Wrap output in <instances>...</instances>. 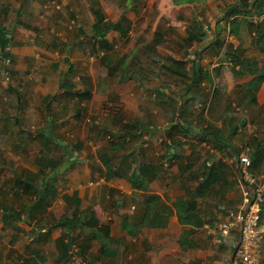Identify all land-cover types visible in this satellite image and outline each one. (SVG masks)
<instances>
[{"label": "crops", "instance_id": "1", "mask_svg": "<svg viewBox=\"0 0 264 264\" xmlns=\"http://www.w3.org/2000/svg\"><path fill=\"white\" fill-rule=\"evenodd\" d=\"M233 1L229 2L233 3ZM131 2L132 0H129V4L127 3V9L131 10ZM137 2L139 0H134V3ZM190 4L193 5V2L177 0L175 6ZM218 4L219 2L216 3ZM76 5V0H0V28L9 38L5 50L2 49L0 39V222L3 221L0 223V228L6 233L14 228L18 234H21L15 253L13 252L17 264H32L28 260L30 258H34L37 264H77L68 256L71 247L76 245L81 248L80 243L88 242L87 238L91 235L89 229L78 227L73 232L72 239H69V252L65 253L64 249L61 250L57 240L62 234V229L53 226L56 220L50 225H44L45 227L37 228L36 225L39 219L36 214L39 213L40 208H36L38 198L34 185L37 179H40L37 176L39 170L27 164L23 166V170H16L10 165L12 161H16L11 159L16 157L14 152L22 150L28 137L32 136L31 130H28L27 134L23 132L22 126L25 128L26 120L24 123L22 121L20 126L19 114L22 118L21 111L28 112L34 105L31 98L35 93L25 86L26 82L21 88L14 86L10 77L12 74L6 73L10 72V68L16 67L14 65L12 68V63L16 62L18 56L23 58L34 53L32 48L36 44L24 36L23 27L33 28L32 22L36 20L43 23L46 21L48 24L50 21H60V15L70 13L75 15ZM91 11L92 20L94 19L91 24L92 39L96 38L93 25L100 20L103 23H114L113 27L110 25L111 28L106 34V38L114 46L116 44L111 39V32L120 34V37L124 39L132 35L135 15H128L124 10L120 19L113 21L107 11L93 0ZM195 20L194 24L185 22L188 28L187 36L172 46L176 55H158L157 58L156 50L158 51V44L164 40V36L160 31H156L154 38L156 50L151 54L150 61L158 62L160 66L156 72L148 68L149 72L156 75L154 78L150 77L148 85L129 75V81L121 84L122 90L120 88L115 90L117 97L120 94L128 95L130 99L128 103L126 100L123 103L124 110L128 113V117L124 116L123 122L142 121L148 128L142 141L147 145L149 142L147 139L150 138V141L154 142L153 145L158 147V160L155 157L151 161L158 162L160 169L150 183L149 190L136 188L129 178L118 175L107 179L105 176L107 167L99 157L105 143L89 133V142L85 143L83 139L77 142L83 143L79 150L76 148L77 143L75 144L77 152L70 161L72 168L60 170L58 177L54 179L58 188L55 202L65 206L68 211L66 195L77 192L82 204L86 205L82 207V210L97 218L99 224H109L111 234L116 238L119 235L113 232L112 220L121 222L123 230L128 232L132 228L130 225L134 223L154 231L158 230L160 237L156 244H158V254L161 259L159 264H239V248L235 259L234 253L241 241V231L234 229L230 234L222 235L218 224L226 218H235L242 213L244 209L243 181L239 156L242 153H249L254 158L253 150L258 147L260 140L264 139V79L258 85L256 84L254 89L249 90L252 79L261 73L259 69L264 64V58L261 59L260 65L258 63L253 66L243 65V67L237 65L234 68L233 61L228 55H218L217 47L221 44L217 45L215 41L218 32H223L219 24L214 27L213 32L216 34L212 41L209 38L210 31L198 29L196 25L199 22L198 18ZM54 38H56L52 41L54 47L60 48L67 45L65 42L62 44L59 37ZM138 39L144 41L143 38ZM199 42L203 45L202 50L198 47ZM242 45L246 49L247 46L249 47L247 52L252 51L251 43ZM72 46L76 44L73 43L67 48ZM255 48L257 49V46ZM212 52L215 55L211 54ZM247 56L245 58L253 57L249 53ZM122 63L116 69L110 70V74H114L111 76L115 83L119 80V75L115 74L129 69ZM68 66L71 70L69 73L65 71L67 76L72 73L73 63L70 62ZM1 74L4 75L3 78ZM138 75L144 76L145 73L139 71ZM63 78L61 84H63ZM5 79L10 80L8 82L11 84H7ZM66 81L68 82V77ZM61 96L69 98L61 92L60 96L52 94L44 103L47 110L56 113L62 121L64 119L61 118V110L63 109L59 101ZM53 98L54 102H52ZM147 104L151 105L153 112L158 114V119L161 118L158 123L163 124L162 121L167 120L165 125L163 124L164 127L159 128L158 143L156 133H152L153 130H151L154 128L152 123L154 119L146 116ZM77 113L79 114V111ZM161 113L164 118L161 117ZM112 118L115 119L116 116L113 115ZM178 123L184 126L183 130L174 128ZM48 126L51 130L52 123ZM41 128L36 130L35 136ZM43 130L46 129L43 128ZM53 141L52 146L57 142L55 139ZM145 145L137 150L140 161L143 160L139 164H134L137 173L141 163L150 162V159H143V157L147 158ZM7 148L13 149L14 152L7 151ZM169 150L173 155L168 154ZM7 160L10 163L6 162ZM7 165L10 171L5 173L2 169ZM254 165L253 163L251 171L258 177L264 175V160L261 164ZM209 168L212 170H208ZM24 180L32 182V186ZM44 182H46L45 179L37 185L42 188ZM152 194L158 195L162 202L160 208L163 209L162 221L165 224L158 227L147 225L148 221L144 219L146 206ZM18 199L22 200V204L29 202V206L36 205L34 215H26L27 219L12 216L11 211L17 210L16 203L20 202ZM67 211L65 213H68ZM260 215V226L264 230V205L261 207ZM102 218L107 221L103 222ZM17 232L14 233L17 234ZM132 232L137 235L135 230ZM152 233L151 237L146 233L141 239L139 248H142V241H146V244L150 243V246L153 245ZM24 236L28 239L27 243L24 242ZM118 243L117 256L106 257L101 253V243L94 240L92 247L82 253L83 262L78 264H86V258L96 259V264H101L104 259L115 264L116 260L120 259V255L124 254L121 241ZM19 244L24 246L25 250L19 249L21 247ZM44 245L50 246V249ZM2 249L0 250V255L4 258L2 264H7L8 249L4 248V253ZM258 256L261 264H264V242ZM134 262L137 263L136 260ZM134 262L126 261L125 263L134 264Z\"/></svg>", "mask_w": 264, "mask_h": 264}, {"label": "rangeland", "instance_id": "2", "mask_svg": "<svg viewBox=\"0 0 264 264\" xmlns=\"http://www.w3.org/2000/svg\"><path fill=\"white\" fill-rule=\"evenodd\" d=\"M93 1L101 6L103 10L107 11L108 16L113 21L120 19L123 14L122 11L124 10L128 15H135L133 17V33L129 35L127 39L121 38L120 34L116 35L115 33H110L111 39L114 40L116 46L115 50L110 53L111 60L109 58V61L119 63L118 59L122 57V62L124 61L122 65L129 69L116 73L115 75H119V80L115 83L113 76H111L114 74H110V65L101 59L106 53V50H99L93 42L94 39L90 37L91 24L94 20H92L93 15L91 11L92 0H76L77 7L74 10L76 16L73 13L63 16L60 15L61 19H59L60 21L58 22L50 21L47 24L46 21L43 23L36 20V22H32L33 28L23 27L24 36L27 37L29 41L36 44L32 48L34 53L23 56V58L18 56L16 62L12 63V68L14 65H16V67L14 69L10 68V72L7 71L6 73L12 74L10 77L13 80L12 83L14 86L21 88L26 82L25 86L35 94L33 98H31L34 105H32L28 112H25V110L21 111L22 118L19 114V119L21 120L20 126H22V121L24 123V120H26L25 128L22 126L23 132L27 134V131L31 130L32 136L28 137V141L25 142V146L19 152H14L13 149L7 148V151L15 153L14 155L16 157H11V159H16V161H12L10 165H12V167L14 166L16 170H23L25 164L35 167L37 170L38 165L35 161V157L42 145L39 135L35 136V133L39 127L49 131L50 128L48 125L50 123H52L53 133L56 136L55 140L57 142L54 143L52 149L50 151L48 150L47 153L50 152L54 156L65 158L59 170H68L72 168L73 165L70 161L77 152L75 144L80 139H83L85 143L89 142L88 134L91 133L92 130V135L102 139L105 143L104 147L107 146L109 144L108 142L115 138L113 132H117V127L122 126V129L124 128V116L128 117V113L124 110L125 105H123V103L125 102L124 100H126L127 103L129 102V96L120 94L119 97H117L115 95L116 88L122 90L121 84L129 81V75H133V78L140 79L147 85L150 82V77L154 78V76H156L148 70L152 68L154 72H156L158 71V66H160L158 62L155 63L154 61V63H151L150 61L151 54L156 50L154 38L156 37L157 30L164 36V40L158 44V51L156 50L157 58L158 55L171 56L177 54L174 52L172 46H175L178 44L179 40H183L184 37L187 36L188 28H186L185 22L194 24L196 18H198L200 22V25L199 22H197L198 24L196 23L198 29L201 31H210L211 35L209 38L212 41H214V36L216 34L213 32L214 27L219 24V27L222 28L223 32L221 33L222 36L219 43L221 45L217 47V49H219L218 55H225L228 44L232 43L234 46L238 44L239 39L237 37L235 38L234 35L230 33L231 28L230 26L227 27L228 20L223 16L226 6L231 3L229 1L233 0H189L193 2V5H182L177 7L175 6L177 0H139L137 3H134V0H132L131 10L127 9L129 0ZM185 1L187 0H184V2ZM217 2H219L218 5H216ZM53 27L54 30H52ZM55 36L59 37L61 43L65 42L67 45L60 46V48L54 47L52 41L56 40V38H54ZM138 38H143L144 41ZM73 43L76 44V46H72L68 49L67 47L71 46ZM135 45L143 46L137 48L134 47ZM198 47L200 50L203 49V45L200 42L198 43ZM211 54H213V52ZM70 62L73 63V69L72 73L67 76L68 83L71 82L74 87L80 89L79 91L81 92L86 90L90 91L89 94H70L71 97L69 96V98L60 97L61 100L59 99V101L63 109L61 110L62 114H60L61 118L64 119L61 121L56 113L47 110L45 103L52 94H56V96H60L61 92L63 94V90L66 88L61 84V81L64 75L66 76L65 71L69 73L71 70L70 66L67 67ZM131 71L132 73H130ZM139 71L144 72L145 75L139 77ZM1 77L3 78L4 75L1 74ZM5 80L7 84H11V82H8L10 80ZM52 102H54V98ZM150 107L151 105L148 106L147 104L146 116H150L154 119V121H152L154 128H151V130H153L152 133H156V140L158 143V132L164 127L167 120L162 121L164 125L158 123V120H161V118L158 119V114L153 112ZM78 111L79 114L77 113ZM132 113L135 114V112ZM113 115L116 116L115 119L112 118ZM161 117L164 118V115ZM104 126L110 129H105L103 132ZM142 140L143 136L141 135L133 136V139L124 143L122 147H119L117 150L109 151V154L116 156L113 160V164H120L123 155L126 153L131 152L132 158L134 156L133 152L140 150V148L145 145ZM150 140L151 139L148 138L147 141L149 142L145 145L147 148L145 152L147 158L143 157V159H150L151 161L156 157L158 160V147L154 146V142ZM92 145L94 146L97 144ZM6 162H8V160ZM140 162H143V160L140 161L138 157V159L134 161L133 166L135 163L139 164ZM9 169L10 167L7 165L2 170H5L6 173ZM37 182V184H40V179H38ZM140 199H142V197H140ZM18 200L20 202L16 203V211L20 214V217L27 219L26 210L28 209L29 202H27L28 204H22V200ZM55 200L54 198L51 203H46L45 200L36 206V208H40L38 209L39 213L36 214V216L39 217L36 222L37 228L50 225L51 222L57 220V218L67 211L65 206L59 202H55ZM100 202L103 204L102 200H100ZM109 203L111 204V202ZM85 206L81 204V207ZM102 219L103 222L107 221V219ZM0 223H3V221ZM111 224H113V232L119 235L118 238L121 241L122 248H124V254L122 256L120 255V259H118V261L116 260L115 264H125L126 261L128 263H133L135 260L137 263L134 262V264H159L161 259L158 254V244H156L158 243V237H160L158 236V230L154 231V229L140 225L137 226L136 223H134L130 225L132 228H130L128 232L123 230L121 222L112 220ZM17 230L20 232V228ZM134 230L137 235L133 234L132 231ZM14 232H17L14 228L9 233L3 232L0 228V250L3 248L2 250L4 253V248L8 249V255L6 257L7 264H17L13 252L15 253L16 244L21 234H18V232L16 234ZM146 233L150 237L152 233L151 242L154 243L150 246V243L146 244V241H142V248H139L141 239L145 237ZM23 238L24 242L27 243L28 239L26 236ZM97 244L99 243L97 242ZM52 245H54V243ZM20 246L19 244V247ZM44 246L50 247L47 245ZM24 248V246H21L19 249L25 250ZM80 250L79 246L74 245L70 250L72 253L69 252L71 260L77 264L81 261L83 262L82 255H79L81 252ZM70 253L72 255H70ZM2 259L4 258L0 255V264H2ZM92 260L94 259L92 258ZM108 263L112 264L113 262L105 259L101 261V264Z\"/></svg>", "mask_w": 264, "mask_h": 264}, {"label": "trees", "instance_id": "3", "mask_svg": "<svg viewBox=\"0 0 264 264\" xmlns=\"http://www.w3.org/2000/svg\"><path fill=\"white\" fill-rule=\"evenodd\" d=\"M224 17L228 20L227 27L230 26V33L236 36L240 40V44L234 46L232 43L228 44V49L226 50V55H228L233 61V67L236 68L237 65L240 67L244 66H253L257 63L260 65L261 59L264 58V0H238L233 3H230L226 6V10L224 12ZM101 21V20H100ZM97 21L93 25V30L95 32L94 44L97 46L99 50H106V53L102 56V60L108 63L111 67V70L116 69L117 66L122 63V57H119V63H113L109 61L111 60V54L113 50H115V46L111 44L106 38L107 31L113 27L114 23L110 24L108 22L103 23ZM243 22V23H242ZM111 25V26H110ZM220 35L218 32V36L216 38V43L219 45L220 43ZM0 39L2 49H6V46L9 43V38L7 37V33L2 31L0 28ZM254 38V39H253ZM258 42V43H257ZM252 44V51L247 52V49L242 44ZM256 43L258 45H256ZM257 46V49L255 46ZM251 49V48H250ZM112 51V52H111ZM217 52H219L217 50ZM257 52V53H256ZM252 54L253 57H248L247 55ZM261 70L255 78L249 84V90L254 89L256 84L264 79V64L260 66ZM67 75L64 76L63 85L66 88L63 91L64 95L70 96V94H89L90 90L86 91H74V85L69 84L66 81ZM49 127V126H48ZM173 128V127H172ZM171 128V129H172ZM174 128L184 129V126H180L179 123ZM103 129H110L107 126H104ZM50 130V129H49ZM123 130V131H122ZM145 131H148V128L144 126L142 121L137 120L134 122H127L124 124V128L117 127V132H113L114 139H111L110 143L101 149L99 153V157L103 164L107 167V171L105 172V176L107 179L118 175L120 177L129 178L131 180L134 187L149 190L150 183L154 180V178L158 175V170L160 169V164L155 162H145L141 163L138 167L139 172H135L137 170L133 163L139 157L138 151L136 150L134 156L131 158L132 153H126L122 157V161L119 165L114 166L112 164L115 159V155L109 154L110 150H117L119 147H122L124 143L133 139V136L145 134ZM28 133V132H27ZM93 130L91 131V135ZM184 133V132H182ZM41 141L42 147L39 149L37 156L35 157V161L38 165V178L42 180H46L42 185H34V188L37 190V204L39 205L41 202L46 200V203H51L52 200L58 194V188L55 185V180L60 172L59 167L62 165L63 160L65 158L57 157L56 155H52L50 151L52 149L51 143L54 142L55 135L53 130L50 131L41 130L38 133ZM83 145L82 142L76 144V148L79 150ZM169 155H173V153L169 150ZM252 154H254L253 163L255 165H259L264 160V139L262 138L259 142L258 147H256ZM254 165V166H255ZM253 166V164H252ZM252 168V167H251ZM208 170H212L209 168ZM46 177H48L46 179ZM55 179V180H54ZM38 180V179H37ZM27 184L32 186V182L26 181ZM77 192H73L71 195H66V201L68 203V213H64L62 216L57 218L56 222L53 223L54 227H59L62 229V234L57 240V244L59 248L64 249L65 253H68L70 250V238L72 239L73 232L81 227L82 229H89L91 235H89L88 242L80 243V255L83 252L88 251L92 247V242L94 240H98L101 243V253L106 257H116L118 253V242H120L119 238L114 237L111 234V226L107 223L99 224L97 218L92 217L85 210H82L81 204L82 200L77 195ZM161 200L156 194H152L150 199L148 200V204L146 206L145 218L149 226H161L164 225L165 222L162 221L163 215L162 210L160 208ZM34 205V206H36ZM264 205V201L262 203ZM33 205L29 206L26 210L27 215H33L34 207ZM70 210V212H69ZM12 216L20 217V214L16 210L11 211ZM81 229V230H82ZM38 253V250H37ZM69 256V255H68ZM70 258V256H69ZM67 257V261L69 259ZM32 264H37L38 262L34 258L28 259ZM86 264H96V259L92 260V258H86ZM126 264V263H125Z\"/></svg>", "mask_w": 264, "mask_h": 264}, {"label": "built area", "instance_id": "4", "mask_svg": "<svg viewBox=\"0 0 264 264\" xmlns=\"http://www.w3.org/2000/svg\"><path fill=\"white\" fill-rule=\"evenodd\" d=\"M239 162L244 209L235 218H226L218 226L222 235H228L234 229L241 231L239 264H261L258 253L264 242V230L260 226V212L264 201V175L258 177L251 171L253 158L249 153H242Z\"/></svg>", "mask_w": 264, "mask_h": 264}, {"label": "water", "instance_id": "5", "mask_svg": "<svg viewBox=\"0 0 264 264\" xmlns=\"http://www.w3.org/2000/svg\"><path fill=\"white\" fill-rule=\"evenodd\" d=\"M62 85H63V84H62ZM240 244H241V241H240V243H239V245H238V247H237V249H236V251H235V253H234V259L236 258L237 250H238Z\"/></svg>", "mask_w": 264, "mask_h": 264}]
</instances>
